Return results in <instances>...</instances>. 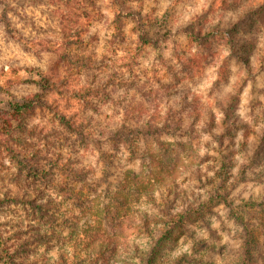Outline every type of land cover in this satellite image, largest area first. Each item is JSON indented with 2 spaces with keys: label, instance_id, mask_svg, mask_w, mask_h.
<instances>
[{
  "label": "clouds",
  "instance_id": "1",
  "mask_svg": "<svg viewBox=\"0 0 264 264\" xmlns=\"http://www.w3.org/2000/svg\"><path fill=\"white\" fill-rule=\"evenodd\" d=\"M0 264H264V0H0Z\"/></svg>",
  "mask_w": 264,
  "mask_h": 264
}]
</instances>
